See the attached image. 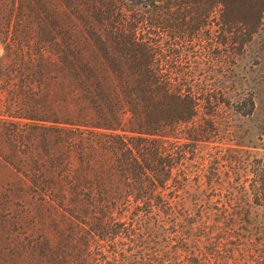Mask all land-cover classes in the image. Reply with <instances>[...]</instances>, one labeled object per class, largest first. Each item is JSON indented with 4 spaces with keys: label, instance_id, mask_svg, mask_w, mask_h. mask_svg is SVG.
I'll list each match as a JSON object with an SVG mask.
<instances>
[{
    "label": "trees",
    "instance_id": "1",
    "mask_svg": "<svg viewBox=\"0 0 264 264\" xmlns=\"http://www.w3.org/2000/svg\"><path fill=\"white\" fill-rule=\"evenodd\" d=\"M60 3L61 23L54 0H0L4 136L61 123L48 264H264V0Z\"/></svg>",
    "mask_w": 264,
    "mask_h": 264
},
{
    "label": "rangeland",
    "instance_id": "2",
    "mask_svg": "<svg viewBox=\"0 0 264 264\" xmlns=\"http://www.w3.org/2000/svg\"><path fill=\"white\" fill-rule=\"evenodd\" d=\"M54 2L61 23V3ZM6 15L0 7V24ZM260 28V35L245 52L246 62L250 59L252 63L255 54L264 55V12ZM48 88L53 89L54 102L61 105V77ZM21 121L22 135L15 142L4 136L7 126L0 123V264H48L56 261L61 250V200L52 202L39 192L60 190L61 123ZM254 159L264 163V150L258 149ZM254 208L257 221L252 231L255 241L260 242L257 249L264 252V201H258ZM17 233L28 236L29 243L23 247L16 243L13 236ZM261 261L264 263V254Z\"/></svg>",
    "mask_w": 264,
    "mask_h": 264
}]
</instances>
